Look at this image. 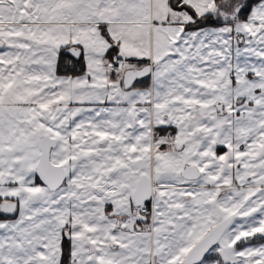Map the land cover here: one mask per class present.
<instances>
[{"label": "snow or ice", "instance_id": "6c2138e0", "mask_svg": "<svg viewBox=\"0 0 264 264\" xmlns=\"http://www.w3.org/2000/svg\"><path fill=\"white\" fill-rule=\"evenodd\" d=\"M0 264H264V0H0Z\"/></svg>", "mask_w": 264, "mask_h": 264}]
</instances>
